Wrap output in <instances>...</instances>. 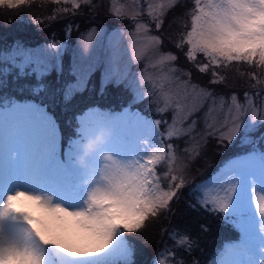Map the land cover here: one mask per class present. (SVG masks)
Instances as JSON below:
<instances>
[{
    "label": "snow or ice",
    "instance_id": "6c2138e0",
    "mask_svg": "<svg viewBox=\"0 0 264 264\" xmlns=\"http://www.w3.org/2000/svg\"><path fill=\"white\" fill-rule=\"evenodd\" d=\"M69 2L79 8L91 0H64ZM178 2L167 0L158 6L154 15L157 28L163 22L164 9ZM30 3L0 0V7L15 9ZM149 11L153 13V6ZM114 14L123 15L119 8H114ZM189 15L191 29L177 46H188L186 56L191 61L198 54L207 58L201 71L233 62L264 66V0H194ZM146 27L138 25L137 31ZM150 41L159 43L160 38L151 37ZM61 47L57 42L48 45L57 53ZM50 56L44 49H29L17 41L10 50L0 52V77L14 71L17 78L34 74L37 83L32 91L39 92L45 87L42 78L61 70ZM175 59L172 54L162 55L159 63ZM87 78V74L78 77L76 85L66 89V96L85 86ZM144 95L141 93L140 99ZM232 99V106L219 122L226 131L216 128L215 119L207 126L219 132L221 141L231 142L242 131L243 138L250 139L248 134L258 120L257 109L252 105L245 108ZM165 103H169L167 97ZM249 111L251 119L246 123ZM8 115L11 122L0 119V264H135V248L126 233H137L150 218L170 212L171 202L185 186L183 176L173 174L175 151H166L159 143L143 154L138 144L121 147L118 118L101 117L94 127L82 122L81 139L72 142L67 160L62 161L55 126L39 106L15 104ZM179 134L175 128L168 131L170 139ZM194 155L199 152L194 150ZM258 159V170L253 163L240 161L195 188L197 203L207 210L247 217V223L241 225L245 241L229 247L213 264H264V152ZM165 161V175L170 177L167 190L157 172ZM28 204L40 215L26 210ZM255 225L259 226L258 244L250 239ZM170 239L176 249L192 253L194 242L188 234L173 233ZM169 251L166 248L158 254L154 264H186L174 252L168 260L160 258Z\"/></svg>",
    "mask_w": 264,
    "mask_h": 264
},
{
    "label": "rangeland",
    "instance_id": "374dc122",
    "mask_svg": "<svg viewBox=\"0 0 264 264\" xmlns=\"http://www.w3.org/2000/svg\"><path fill=\"white\" fill-rule=\"evenodd\" d=\"M49 2L51 0L42 4L41 9H34L33 6L0 12V52L10 50L17 41L29 49H44L51 53L50 59L54 57L55 62L61 65V70L57 72L63 78L55 80L46 76L42 78L44 89L34 92L32 86L37 83L34 74L33 80L27 84L23 83L24 76L17 78L15 71L7 77H0L3 79V86L0 87V119L11 122L12 117L8 113L12 105L39 106L55 126L54 134L62 161L67 160L72 142L81 139L82 122L94 127L101 117L118 118L116 123L121 147L138 144L140 153L143 154L145 149L151 150L159 143L166 151H175L177 160L173 165V174L183 176L185 186L171 202L170 212L146 221L147 226L142 228L145 229L143 243L138 238L139 246H142L135 264H154L158 254L166 248L170 250L168 256L160 257L161 259L168 260L174 252L177 259L185 260L186 264H191L193 260L199 264H213L228 247L244 242L245 234L241 225L247 223V217H233L207 210L197 203L199 194L195 188L209 178L224 173L237 162L249 160L259 166V155L264 152V123L261 122V118H264V66L255 62L251 65L233 62L227 66L210 65L208 71L204 72L200 70V66L208 63V60L203 54H198L195 61L189 60L186 56L188 46L177 45L191 29L189 13L193 10L194 0H179L178 3H184L186 9L181 14L173 13L172 22L169 21L170 28L174 29L173 37L170 38L172 44H168L174 50L166 49L162 42L166 34H161L160 29L167 12L177 3L174 7L164 9V15L160 17L163 22L157 28L154 15L159 12L158 6L167 4V0H91L90 3L82 2L79 8H74L70 2ZM150 5L153 6L152 14L149 11ZM114 8H119L123 15L116 16ZM102 12L119 19V22L115 25H91L75 32V27L78 28L80 22L74 23V19H86ZM64 19L68 21L62 27L65 39L57 40L52 37L49 41L40 42L36 41L38 39L34 40L37 34L32 30L28 31L36 37L29 36L26 39L17 34L21 28L23 32L24 23L28 25L30 22H50L49 29L55 31L60 27L54 29L53 26L57 23L62 26ZM138 25L147 27L137 31ZM11 31L18 36H11ZM151 37H159L160 42L152 43ZM7 38L10 40L5 41ZM33 42L36 44L33 45ZM52 42L62 45L58 53L48 49ZM6 45L9 46L5 48ZM167 54H172L177 59L161 65V56ZM172 69L176 71L173 72ZM85 74L88 77L86 85L80 90L73 89L72 94L66 96L68 86L76 85L78 77ZM117 80L119 84L116 83ZM213 80L220 82L212 83ZM109 87L112 90L121 88L124 94L129 95L130 105L117 112L104 111L99 105L88 107L87 104L93 98L117 97L107 92ZM22 89L28 94L22 93L24 96L21 94L19 98L23 100H18L16 94ZM85 92L87 94L84 95ZM141 93L145 94L143 99H140ZM165 97L169 100L168 104L165 103ZM233 97L236 98V103L245 108L254 106L258 120L254 125L255 130L248 134L250 139H244L242 131L231 142L221 141L219 132L207 125L215 119L216 128H220L219 122L224 120L228 108L232 106ZM137 106L150 110L152 116L144 114ZM210 109L212 112L209 114ZM250 119L249 111L244 120L247 123ZM156 121H160L159 125L155 124ZM61 123L73 129L66 137ZM172 128L180 130V134L170 139L168 131ZM220 131L226 129L220 128ZM168 145L173 148L168 149ZM194 150L199 155H194ZM157 172L161 177V184L167 190L170 179L165 175L168 172L167 161L157 168ZM173 233H186L190 236L194 242L190 255L175 248L173 239H170ZM258 235L259 226L255 225L250 237L254 244L259 242ZM231 236L239 237V241L226 244ZM127 237L130 240L129 235Z\"/></svg>",
    "mask_w": 264,
    "mask_h": 264
},
{
    "label": "trees",
    "instance_id": "16d2710c",
    "mask_svg": "<svg viewBox=\"0 0 264 264\" xmlns=\"http://www.w3.org/2000/svg\"><path fill=\"white\" fill-rule=\"evenodd\" d=\"M48 1L49 0H31L30 4H25V5H22V6L18 7V8H15V9H9L7 7H0V12H9L7 10H16V9H24V8L27 9V8H30V7H33V6H34V9H41V8H43V7H41V5L46 3V2H48ZM49 3L56 4V2L53 1V0H51V2H49ZM60 3H64V1H60ZM185 9H186V5L184 3H177V5L172 10L170 9L167 12V15H166V18H165V21H164V25L160 29L161 32H162L161 34H166V37H164V40L162 42L165 45L167 50H174V48L170 47L169 44H168V42L171 43L170 38L173 37L172 31L174 29V27L170 28L171 23H169V21L172 22L173 13L181 14ZM89 18H91V19L89 20ZM93 18H95V19H93ZM77 21H79L80 24H79L78 28L75 27V32L81 31V30H83V29H85V28H87V27H89L91 25L98 26L100 24H106V23L115 25L117 22H119V19L113 18V17L107 15V13L104 14V12H102V13H95L94 15H90V17H88L86 19H74L73 22L75 23ZM67 24H68V21L64 19V22H63L62 26L59 23H57L55 26H53L54 29L60 27L59 29H55V31H53V30L49 29L50 22H47V24L45 22H37V23L30 22L28 25L26 23H24L23 24L24 25L23 32H22V30H21L22 28H21L20 31H18L17 34L19 36H21L22 38H26V37H29V36L30 37L31 36L34 37L35 35L28 31V30H32V31H34L37 34V38L34 39V40L38 39L36 41H40V42L42 40L49 41L50 38H52V37H53L52 39L60 40V39H65L66 35H64V33L62 31V27L66 26ZM10 34H11V36L16 35V33L13 32V31H11ZM18 35H16V36H18ZM44 36H46V37H44ZM41 37H43V38H41ZM11 39H13V38H11ZM6 40H10V39L7 38V39H5V41ZM35 44L36 43L33 42V45H35ZM8 46L9 45H6L5 48H7ZM240 67L243 68V66H241V65H240ZM244 67L246 69H250L251 70V68L246 67V65H244ZM210 69L212 70L211 67H210ZM49 77H51V78L53 77L55 80H58L59 78H63V75L62 74L58 75L57 70H55V71L53 70L47 76V78H49ZM33 78H34L33 76H24L23 79H25V80H24L23 83L27 84L28 81H32ZM52 85L54 86V84H52ZM121 90H122L121 88L112 90L111 87H109L107 92H109L112 95H117V97L112 98V99H107L106 97H104V98H100V97L93 98L92 101H90L87 105H88V107L89 106H93V105H99V106H101L102 108H105V109L122 110L126 106L130 105V99H129V95L124 94V92H122ZM22 93L28 94L24 89H22L21 92H18L16 94L17 95L16 97L19 98V96ZM85 94H87V92H85L84 95ZM23 96L24 95L22 94V97ZM137 107H139L140 110L144 114H147L148 116H152V113H151L150 110H147L146 108L140 107V106H137ZM62 124L63 123H61V128L63 130L64 136L66 137V136H68L71 133V130H73V129L69 128L67 126H63ZM72 133H74V132L72 131ZM142 230L143 229H141L137 233H127V235H129L130 241H132V243H133V245L135 247V250H136L135 255H134V260H136V258H138L139 250H140V247L142 246V245L139 246L138 238L142 240V243H143V240L145 238V229L143 230L144 232ZM141 231L143 232V234L141 233ZM140 235H141V238H140Z\"/></svg>",
    "mask_w": 264,
    "mask_h": 264
},
{
    "label": "bare ground",
    "instance_id": "6f19581e",
    "mask_svg": "<svg viewBox=\"0 0 264 264\" xmlns=\"http://www.w3.org/2000/svg\"><path fill=\"white\" fill-rule=\"evenodd\" d=\"M246 161H249V160H246ZM249 162H251V161H249ZM251 163H253V165H254V166L256 167V169H257L258 164L254 163V162H251ZM26 210L31 211L34 215H40L39 211L36 210L35 208H33L30 204L26 205ZM230 247H236V246H230ZM228 248H229V247H228ZM228 248H227V249H228ZM227 249H226V250H227Z\"/></svg>",
    "mask_w": 264,
    "mask_h": 264
}]
</instances>
